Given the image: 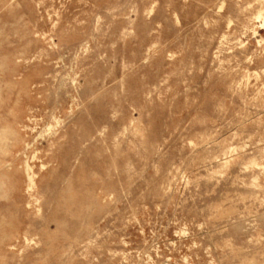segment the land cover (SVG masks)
Masks as SVG:
<instances>
[{
    "label": "rangeland",
    "instance_id": "obj_1",
    "mask_svg": "<svg viewBox=\"0 0 264 264\" xmlns=\"http://www.w3.org/2000/svg\"><path fill=\"white\" fill-rule=\"evenodd\" d=\"M0 264H264V0H0Z\"/></svg>",
    "mask_w": 264,
    "mask_h": 264
},
{
    "label": "bare ground",
    "instance_id": "obj_2",
    "mask_svg": "<svg viewBox=\"0 0 264 264\" xmlns=\"http://www.w3.org/2000/svg\"><path fill=\"white\" fill-rule=\"evenodd\" d=\"M19 115V114H18ZM28 115V114H27ZM18 126V125H17ZM6 127V126H5ZM20 127V126H19ZM24 129V128H23ZM16 130V129H15ZM17 131H19V129L17 130ZM17 135V132H15V136Z\"/></svg>",
    "mask_w": 264,
    "mask_h": 264
}]
</instances>
